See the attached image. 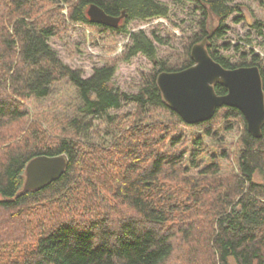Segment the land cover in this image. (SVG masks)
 <instances>
[{
  "label": "trees",
  "instance_id": "obj_1",
  "mask_svg": "<svg viewBox=\"0 0 264 264\" xmlns=\"http://www.w3.org/2000/svg\"><path fill=\"white\" fill-rule=\"evenodd\" d=\"M187 1L201 13L199 31L171 65L157 61L161 39L128 30L132 21L167 18L159 0H0V264H264V127L254 137L243 113L227 106L190 125L157 85L159 73L193 66L192 47L211 31L212 58L227 69L257 66L263 86L264 60L237 45L241 61L234 64L216 50L238 6ZM91 5L113 17L125 13V25L92 24ZM70 25L127 35L120 60L142 54L158 72L137 94L112 85L116 62L85 78L49 44ZM64 83L76 93L72 110L60 116L33 107ZM127 105L133 110L124 116L111 114ZM107 122L112 129L104 132L99 124ZM236 128L237 141L228 144ZM63 154L69 165L58 181L20 194L32 159ZM24 216L29 220L21 226ZM15 240L29 241L19 258L24 243ZM8 245L14 248L5 258Z\"/></svg>",
  "mask_w": 264,
  "mask_h": 264
},
{
  "label": "rangeland",
  "instance_id": "obj_2",
  "mask_svg": "<svg viewBox=\"0 0 264 264\" xmlns=\"http://www.w3.org/2000/svg\"><path fill=\"white\" fill-rule=\"evenodd\" d=\"M159 1L169 8L167 18H154L145 22L132 21L128 25V30L132 33L144 31L150 39H156V37L161 39L162 42H156L157 61L174 65L183 57L186 46L198 33L201 13L195 10L194 5L187 0ZM229 1L238 6L239 12L227 20V34L215 43L216 50L234 64L241 61L240 52L235 49L237 45L241 46L242 52L247 51L245 47L253 49L264 60V27L259 29L254 26L256 22L264 23V0ZM124 25L123 21L121 26ZM260 31L263 32V35ZM129 40L130 38L125 34L116 37L115 34L101 29H94L85 25H70L60 37L50 39L49 44L65 64L81 70L85 78H89L94 69L107 63L116 62L117 71L112 80V85L122 93L137 94L141 87L158 72L160 66L142 54L128 62L121 61ZM227 44L231 45L229 50L225 49ZM110 47H114L112 52L109 51ZM75 97V90L64 83L54 88L53 96L50 99L43 103L34 102L32 104L39 113H50L51 110L63 116L69 112V109L74 108ZM132 110L133 105H127L119 113L111 112V114L124 116L125 113ZM99 128L104 132L112 129L108 122L100 123ZM238 131L236 128V131L228 136V144L237 141ZM188 134L191 132L188 131ZM95 140L98 141L97 138ZM256 180L261 181V177L257 175ZM27 219L29 220L28 217H22L19 225L26 226ZM35 219L37 220V218ZM32 224L34 223L32 222ZM16 226L18 225L14 224V227ZM1 230L5 229L2 228ZM17 231H21V229ZM15 242L18 245L29 241L18 242L15 240ZM27 245V243L18 245L20 248L16 252L17 258L21 255L19 249H24ZM13 248L12 245L7 246L5 258L12 253ZM170 264H176V262L172 261Z\"/></svg>",
  "mask_w": 264,
  "mask_h": 264
},
{
  "label": "water",
  "instance_id": "obj_3",
  "mask_svg": "<svg viewBox=\"0 0 264 264\" xmlns=\"http://www.w3.org/2000/svg\"><path fill=\"white\" fill-rule=\"evenodd\" d=\"M88 16L92 24L114 29L126 18L125 13L119 17L110 16L97 5L90 6ZM212 35L213 31L192 47L193 66L158 74L157 85L163 100L190 125L209 121L223 106L234 107L243 113L249 133L260 138L264 127V86L260 69L257 66L223 67L207 50ZM218 84L226 87V95L217 94L215 86ZM68 165L69 159L64 154L32 159L26 166V179L20 194L50 186L66 173Z\"/></svg>",
  "mask_w": 264,
  "mask_h": 264
},
{
  "label": "flooded vegetation",
  "instance_id": "obj_4",
  "mask_svg": "<svg viewBox=\"0 0 264 264\" xmlns=\"http://www.w3.org/2000/svg\"><path fill=\"white\" fill-rule=\"evenodd\" d=\"M123 21H124V19L120 22V26H121V24H122Z\"/></svg>",
  "mask_w": 264,
  "mask_h": 264
}]
</instances>
